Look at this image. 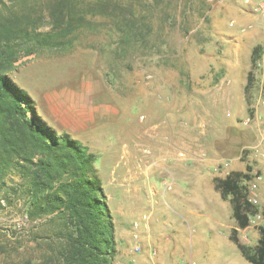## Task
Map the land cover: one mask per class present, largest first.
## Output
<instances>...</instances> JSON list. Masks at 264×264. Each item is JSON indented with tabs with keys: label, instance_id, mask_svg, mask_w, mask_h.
I'll list each match as a JSON object with an SVG mask.
<instances>
[{
	"label": "rangeland",
	"instance_id": "rangeland-1",
	"mask_svg": "<svg viewBox=\"0 0 264 264\" xmlns=\"http://www.w3.org/2000/svg\"><path fill=\"white\" fill-rule=\"evenodd\" d=\"M229 1L80 0L89 23L74 32L72 45L24 56L9 72L30 95L41 120L95 155L114 224L126 225L130 232L127 222L147 216V223L159 226L165 264H249L226 238V228L221 231V226L213 225L210 231L202 223L209 215L210 223L214 217L225 225L231 222L230 203H216L215 190L203 189L211 209L196 210L194 215L170 201L172 189L178 183L184 187L182 180L164 176L170 185L162 198L159 185L157 194L150 195L140 177L148 167L159 175L173 171L180 159L217 177L247 172V167L250 179L258 173L264 176V166L255 157L264 127L254 116L259 82L251 56L257 45L250 46L246 33L237 24L230 25L233 18L224 3L238 2ZM224 58L239 63L228 71L221 64ZM244 59L248 68L240 64ZM250 71L252 81L246 88ZM160 153H167V170L155 164L165 160ZM131 172L136 179H130ZM11 178L19 180L17 174ZM126 200L138 206L125 209ZM5 202L0 199V204ZM21 203L18 198L0 208V224H21L26 219ZM172 222L181 226L177 238ZM241 230L239 240L253 248L258 228L248 225ZM216 231L225 236L218 248L210 239ZM123 238L115 233L113 264L118 259L136 264L143 250L133 251L131 234ZM126 248H131L127 256ZM152 250L145 264L162 256L157 244Z\"/></svg>",
	"mask_w": 264,
	"mask_h": 264
},
{
	"label": "trees",
	"instance_id": "trees-1",
	"mask_svg": "<svg viewBox=\"0 0 264 264\" xmlns=\"http://www.w3.org/2000/svg\"><path fill=\"white\" fill-rule=\"evenodd\" d=\"M80 0H0V204L21 198L26 219L0 224V264H113L115 224L108 209L96 157L67 133L57 134L33 108L30 95L9 77L22 57L72 45L89 23ZM261 48L254 47L252 68ZM252 81V72L247 85ZM247 172L214 177L228 199L236 227L229 239L251 264H264V227L252 248L238 229L256 207L247 200ZM12 174L19 180L14 181Z\"/></svg>",
	"mask_w": 264,
	"mask_h": 264
},
{
	"label": "crops",
	"instance_id": "crops-1",
	"mask_svg": "<svg viewBox=\"0 0 264 264\" xmlns=\"http://www.w3.org/2000/svg\"><path fill=\"white\" fill-rule=\"evenodd\" d=\"M236 1L238 2V5L232 4V3L228 4L225 2L224 6H226L227 8L230 9L229 15H230V17L233 18L232 21L235 24H237L238 27H240L239 30L241 29V27H245L247 25L251 26V28L246 30L245 32H242L241 30H240V32L246 33V35L249 39V45L250 46L259 45L261 48L260 57L256 60L255 66L253 68V73L257 77V81L259 82V84L261 86H264V55H262L263 46H264V9L256 10V7H255L256 3L260 0H252L251 4H249V5L244 4L243 0H236ZM229 2H232V1L230 0ZM239 4H240V6H239ZM226 37H228V34H226ZM260 62H262V63L260 64ZM237 63H239V62H233L232 60H228L226 58L221 60V64L224 65L223 66L224 69H226L228 71H231L233 66L236 65ZM240 64H242L244 67L248 68L249 61H247V59H244L243 61H241ZM226 80H228L227 82L233 81L230 78L229 79L227 78ZM241 84H242V80H241ZM224 93H225V91H224ZM175 145H177V144H175ZM175 145L173 144L174 149H175ZM160 147H161V151H163V150L166 151V148H164L165 146H160ZM166 154L167 153H160L162 158H165V160L161 161L159 164L154 162L158 167H160L164 170H167L166 169V161H167ZM191 159H194V162H195L194 156H191ZM180 160H181V162L176 164L175 167H173V171H168L167 173H165V171H164L163 174L159 175L153 169V167H148L147 170L143 171V173L140 175V177L143 178V182H142L143 184H144V181L147 183L150 195L157 194V190H158L157 186L159 185V189L162 190L161 196H162V198L164 197V194H165L164 191H166V188L167 187L169 188V185H170L169 184L170 181H167L164 178V176H167V174H170L173 177V179H179V180H182L184 182V187H181L180 184L178 183L176 188L172 189V191L169 193L170 201L172 202V204L175 205V207H178V208L184 207L188 210V212H190L191 214H194V215H198L196 210L211 209V208H209L208 203L205 200L207 195L209 196V194L208 193L204 194L203 189L205 191L206 190L210 191L213 189L217 192V194H218L217 199H215L216 203L220 204V203H222L221 202L222 200L225 201L224 204H226V202L227 203L229 202L227 199H222L219 191H217L214 188L213 178L216 176H214V174L212 172H209L208 170H203V169L197 168L196 165H194L191 168L190 166L192 164L190 165V163L184 162V161H182V159H180ZM125 168H126V172L128 173V171L131 169L130 161H129V165L128 164L125 165ZM129 177H130V179H136L137 175H135L131 172V174H129ZM260 187H261V201H263L264 200V189H263L264 188V179H263L262 183L260 184ZM133 189H136V187ZM181 191L184 192L185 196L182 195ZM133 194H136V192H133ZM137 206H138V204H135V206H134V204H131V202L127 201V200L124 202V208L125 209H133V208H136ZM165 211H166V214L168 215V218H169V212H167V210H165ZM230 214H231V211L229 213V218L231 219V222L229 224H226V225L223 224L222 221L220 222L216 217H214V219H213V216L211 217V220L213 219L212 220L213 224L210 223L209 218L211 215H209L208 218L203 220L202 223L204 222L205 226H207L208 230H210V231H213L212 229L214 226H221L222 227V229H220L221 231H223V228H226L228 230L226 238L229 239V235H230L229 229L236 227V223H234V219L232 217H230ZM147 219H148V217H147ZM134 222L137 223V226H138L137 231L139 232L140 237H142L141 239H142V250H143V255L139 256L140 259L136 262V264H145V260H147V259H145L147 257V254H150L149 251H151L153 249V247L156 246V244L160 248V253H161V247L163 245V242H161V238H160L161 231L159 229V226H156L155 224L147 223L146 219H143V218H138L133 222L132 221L127 222V224H129L130 227L132 228ZM118 226H120V227H118ZM125 227H126V225L121 226L120 224L119 225L115 224V233L117 232L118 235L123 234L124 237H126L123 239L126 240L130 236V234H131L130 232H132V231L130 230V232H126ZM170 228L172 229L173 235L176 236V238L180 236L181 226L178 225V223L176 224V223L172 222L170 224ZM238 231H242V230L238 229ZM238 236H239V234H238ZM119 237H121V236H119ZM224 237L225 236L219 235L218 232L216 231L210 236V239L213 240L212 242L216 245V248H218L219 246L222 245L223 242H221V241L224 239ZM147 247H149V248H147ZM235 247H236V245H235ZM131 248H132V244H131ZM131 248H128V249L126 248V256L130 253ZM221 256H222V254H221ZM122 261H124V260L118 259L117 264H122L123 263ZM164 261L167 262L164 255L162 254V256L159 255V259L154 261L153 264H165ZM124 262H126V261H124ZM248 263L251 264L250 262H248ZM166 264H168V263H166ZM235 264H237V263H235ZM240 264H246V263L241 262Z\"/></svg>",
	"mask_w": 264,
	"mask_h": 264
},
{
	"label": "built area",
	"instance_id": "built-area-1",
	"mask_svg": "<svg viewBox=\"0 0 264 264\" xmlns=\"http://www.w3.org/2000/svg\"><path fill=\"white\" fill-rule=\"evenodd\" d=\"M252 0H243L244 4H251ZM256 10L264 9V0H260L256 3ZM234 22L231 21L230 25H233ZM251 26L247 25L245 27H241V31L245 32L246 30L250 29ZM264 55V46L263 52ZM262 62H260L261 64ZM255 118L264 126V86L259 84V97L257 98V102L255 105ZM251 118H248L249 121ZM255 157L257 160L261 161L264 166V127H263V134L255 146ZM264 176L262 174H255L254 177L248 181H246V193H247V200L250 204L257 208L256 212L252 215L249 214L248 218V225L252 227H257L258 230L260 227H264V200L261 201V187L260 184L262 183ZM264 189V188H263ZM143 219H147V216ZM137 223L134 222L132 226L131 236L134 240V244L132 246L133 251L138 253L142 250V245L140 244V234L137 231ZM152 255L156 254L155 250H152Z\"/></svg>",
	"mask_w": 264,
	"mask_h": 264
}]
</instances>
